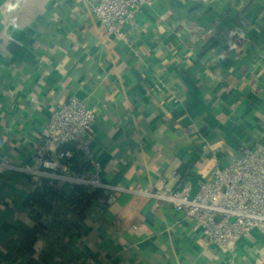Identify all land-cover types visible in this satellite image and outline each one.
I'll return each mask as SVG.
<instances>
[{"label": "crops", "instance_id": "obj_1", "mask_svg": "<svg viewBox=\"0 0 264 264\" xmlns=\"http://www.w3.org/2000/svg\"><path fill=\"white\" fill-rule=\"evenodd\" d=\"M71 96L98 106L92 149L117 199L0 175V264H264V232L203 251L181 213L134 192L174 172L202 181L264 143V0H153L124 39L98 26L91 0L13 13L0 0V157L31 162Z\"/></svg>", "mask_w": 264, "mask_h": 264}, {"label": "built area", "instance_id": "obj_2", "mask_svg": "<svg viewBox=\"0 0 264 264\" xmlns=\"http://www.w3.org/2000/svg\"><path fill=\"white\" fill-rule=\"evenodd\" d=\"M152 4L153 0H91V13L108 36L124 39L125 29ZM97 112V105L69 97L51 113L33 144L31 162L18 163L1 156L0 175L17 172L33 181L67 185L74 193L76 188L99 192L95 200L111 205L117 190L100 178L92 149ZM74 166L79 171H74ZM173 177L170 185L134 192L181 213L189 221L190 231L197 233L203 251L216 248L232 253L254 230L264 232V143L244 147L229 163L207 167L202 181L192 182L177 172ZM30 259L36 255L22 262L28 264Z\"/></svg>", "mask_w": 264, "mask_h": 264}, {"label": "clouds", "instance_id": "obj_3", "mask_svg": "<svg viewBox=\"0 0 264 264\" xmlns=\"http://www.w3.org/2000/svg\"><path fill=\"white\" fill-rule=\"evenodd\" d=\"M22 0H6V7L9 13H13L20 8Z\"/></svg>", "mask_w": 264, "mask_h": 264}, {"label": "trees", "instance_id": "obj_4", "mask_svg": "<svg viewBox=\"0 0 264 264\" xmlns=\"http://www.w3.org/2000/svg\"><path fill=\"white\" fill-rule=\"evenodd\" d=\"M74 170L79 171V169H78L76 166H74ZM45 190L50 191V188H47V189H45ZM32 197L35 198V197H37V195L34 194V196H32ZM41 199H42V198H41ZM29 240H33L32 237H30Z\"/></svg>", "mask_w": 264, "mask_h": 264}, {"label": "water", "instance_id": "obj_5", "mask_svg": "<svg viewBox=\"0 0 264 264\" xmlns=\"http://www.w3.org/2000/svg\"><path fill=\"white\" fill-rule=\"evenodd\" d=\"M13 46V45H12Z\"/></svg>", "mask_w": 264, "mask_h": 264}]
</instances>
